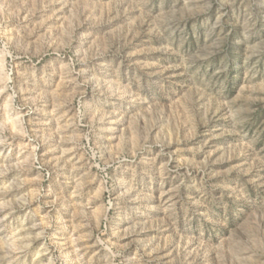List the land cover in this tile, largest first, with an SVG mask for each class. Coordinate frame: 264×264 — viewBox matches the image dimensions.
<instances>
[{"label":"rangeland","instance_id":"1","mask_svg":"<svg viewBox=\"0 0 264 264\" xmlns=\"http://www.w3.org/2000/svg\"><path fill=\"white\" fill-rule=\"evenodd\" d=\"M0 264H264V0H0Z\"/></svg>","mask_w":264,"mask_h":264}]
</instances>
